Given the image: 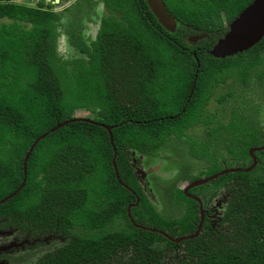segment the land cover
Masks as SVG:
<instances>
[{
	"label": "trees",
	"instance_id": "obj_1",
	"mask_svg": "<svg viewBox=\"0 0 264 264\" xmlns=\"http://www.w3.org/2000/svg\"><path fill=\"white\" fill-rule=\"evenodd\" d=\"M101 1L106 12L96 37L87 39L77 14L47 9L45 0H0V199L18 188L24 155L48 132L27 158L24 184L0 202V211L42 233L56 226L90 232L70 244L72 259L58 248L55 264H77L78 258L83 264H264V150L255 152L249 171L190 189L199 194L211 188L203 193L204 206L224 190L225 208L216 230L206 223L178 242L169 237L194 233L195 200L170 185L169 198L183 205V213L161 215L130 161V150L149 157L184 142L190 153L210 159L208 174L222 169L221 149L240 167L251 164L248 150L264 144V131L233 92L238 83L248 87L254 71L264 74L258 70L264 36L225 58L208 50L252 0H163L177 22L173 32L145 0ZM69 23H78L77 31ZM62 26L76 49L71 56L58 48ZM201 33L206 36L188 40ZM220 82L228 88L216 99L230 114L215 120L205 104ZM78 109L92 115L50 131ZM99 123L112 126V143ZM195 125L206 128L202 140L187 133Z\"/></svg>",
	"mask_w": 264,
	"mask_h": 264
},
{
	"label": "flooded vegetation",
	"instance_id": "obj_2",
	"mask_svg": "<svg viewBox=\"0 0 264 264\" xmlns=\"http://www.w3.org/2000/svg\"><path fill=\"white\" fill-rule=\"evenodd\" d=\"M45 1L46 3H48V5L47 4L45 5L47 9H52L54 11H62L64 14L69 13L71 17L74 16L75 14H77L78 16H81V19L79 21L80 24L83 26L81 35L87 39H92L96 37L98 29H99V23H100L101 16L106 12V9L105 10L103 9L104 4L101 0H58L57 3L54 0H45ZM87 2H90V3L93 2L92 6L88 3L89 7H87L86 5ZM55 4L61 5L63 7V10L53 9L51 6L52 5L55 6ZM82 5H85V7L82 8L83 13L79 11L78 9ZM73 9H75L77 13L72 14ZM89 24H90V27H87ZM69 41L71 43L70 38H69ZM59 44L60 43L58 42V46ZM65 46L72 47L73 52L76 51L72 43L70 45H67V43H65ZM227 88H228L227 83L220 82V83L215 84L213 91L214 93H216L218 91H221ZM212 100L213 99L211 98L207 102V104H205V106H206V110H208V112L213 114L214 119L217 120L219 118L221 119L223 117H228L230 114L229 113L230 109L228 107V104L227 103L222 104L218 102L217 99L216 101L211 102ZM210 106L212 107L209 109ZM197 127L202 129V132L204 130V134H205V130H206L205 126L195 125L192 127V130ZM130 152L132 154V156L130 157V161H131V165L134 168L133 171L136 174L138 180H141L143 178H141L140 175L136 173V169L138 168V166L136 165V161L138 160V157L140 154L132 150H130ZM199 153L200 152H198L197 155H194L190 153L189 150L187 152V154L190 157H192L193 162L196 164V166L201 165L200 164L201 162L206 163L205 161H209V163H211L210 159L207 158V156L203 154L200 155ZM250 165L246 167H249ZM208 166L206 167V170L202 174L196 175L197 177L193 178L192 180H189V182L184 187L189 185V183H191L194 179L207 178L209 175H212V174H208L207 172ZM235 167H240V166H235ZM222 168H224V166H222ZM211 180H208L205 183H202L200 185L205 186ZM192 188H189L187 190V194L188 196H190V198L195 200L196 206L198 207V215H199L198 220L195 222L194 232L197 230L198 225L200 223L201 214H202V223H201L200 229L206 223H209L211 228H213V224L215 223L217 225L221 217L218 218V220L214 221V218L217 217V214H218L217 210H214L213 212L210 206L208 207L207 205H205L204 207L202 200H201L202 198L199 197V195L203 193H206L205 195H208V192L210 191L211 188L207 187L203 192L199 194H197L196 192L195 193L191 192L190 189ZM220 191L224 192V190H216V194L214 195L213 198H215V196L218 193H220ZM205 195H203V197H205ZM225 197H226V194H224V205L226 203ZM4 198L0 199V202H3ZM218 203H221V202L219 201ZM218 206L219 205L217 204L214 207L218 208ZM128 207L130 209V206ZM210 212H212L213 214H211ZM96 231L97 230H95L94 232ZM85 232L90 233L84 227H72L70 231H68L64 227L56 226L54 228H49L48 231H46L45 233H42L40 230V227H37V226L28 227L22 224H16L13 220H11L10 216L3 214V212L0 211V264H55L51 260L53 258L52 256L55 255V252L58 250V248H63L64 251L69 254L70 259H72L73 248L70 247V244H72L73 242H77V244H79L80 239L84 237ZM67 247L70 248V252L68 251ZM75 262L77 264H83V261L80 258L76 259Z\"/></svg>",
	"mask_w": 264,
	"mask_h": 264
},
{
	"label": "rangeland",
	"instance_id": "obj_3",
	"mask_svg": "<svg viewBox=\"0 0 264 264\" xmlns=\"http://www.w3.org/2000/svg\"><path fill=\"white\" fill-rule=\"evenodd\" d=\"M19 2H27V3H35L37 1L41 0H14ZM53 9L56 10H63V7L61 5L51 6ZM82 7H85L83 5ZM103 9L105 10V7L103 6ZM77 13L75 9L72 10V14ZM69 26H72L77 31V24L75 23H69ZM86 27V26H85ZM90 27V24L87 26ZM60 31V37H59V51L66 56L73 55V48L72 47H66L65 43L67 45H70L69 38L67 36V32L65 31V26H62ZM264 69V66L258 67V70ZM226 89L218 91L215 93V96L213 98V101H216V98L225 92ZM233 95L241 102V105L243 106V111L246 114H251L252 117H256L258 123L260 124V127H262L264 131V74L260 77L256 74V71L252 74V82L246 86L238 85L235 88V92H233ZM256 105V106H255ZM212 106L209 107V109ZM75 116H81V117H89L92 115V111L89 109L84 110H76L74 112ZM187 133L195 137L197 139H203L204 138V130L202 132V129L199 127L192 128L187 130ZM177 147H172L171 145H168L164 148H162L156 155L144 157L142 154L139 155L138 160L136 161V165L143 170H148L151 167L158 166V173H148L145 178L139 180V183L144 190L145 193H147L148 196H155L158 201L156 204V209L161 213V215L169 218H175L180 216L183 213V205L177 203L176 201H172L169 198L168 191L169 186L174 185L179 188H183L188 182V176H195L202 174L206 167L210 164L209 161L201 162V165L196 166V164L193 162L192 157H190L188 152V146L184 142H176ZM259 146H264L259 145ZM259 146H252V147H259ZM200 148V146H198ZM250 147V148H252ZM264 150V149H261ZM260 151V150H256ZM253 152L254 156L255 152ZM222 157L218 159L219 164L224 167H234V166H241L242 163H238L235 159L231 158L230 155L224 150L221 149ZM214 153L216 154L217 152ZM250 156V155H249ZM251 164H252V157L250 156ZM192 160V161H191ZM248 164V160L245 162ZM256 163H257V157H256ZM205 164V165H204ZM256 165V164H255ZM223 169V168H222ZM220 169V170H222ZM188 170V174L184 173ZM219 170V171H220ZM218 171V172H219ZM182 175H185L182 177ZM224 192L218 193L215 198L210 199L211 201L207 202V206L211 207L212 211L217 210L218 214L217 217L214 218V221L218 220L223 214V210L225 208L224 205ZM168 195V196H167ZM200 198H202V203L205 199L203 197V194L199 195ZM186 202H189L188 200H185ZM221 203H218V202ZM209 203V204H208ZM219 205L218 208H215V205ZM204 205V204H203ZM205 207V206H204ZM213 214L212 212H210ZM213 230L217 229V225L213 224ZM181 257V255H180Z\"/></svg>",
	"mask_w": 264,
	"mask_h": 264
},
{
	"label": "water",
	"instance_id": "obj_4",
	"mask_svg": "<svg viewBox=\"0 0 264 264\" xmlns=\"http://www.w3.org/2000/svg\"><path fill=\"white\" fill-rule=\"evenodd\" d=\"M56 3L58 0H54ZM147 3L148 8L151 10V12L155 15L158 22L168 31L173 32L176 29V20L174 17L168 12L166 5L164 4L163 0H145ZM53 2V1H52ZM206 36L205 33H201L198 35L190 36L188 37V40L190 42H195L198 39ZM264 36V0H252L249 4H247L239 13L237 16L233 18V20L228 24V30L219 37L215 43L212 45V47L208 50L209 54L213 57L217 58H225L227 56L234 55L238 52H241L243 50H246L250 48L252 45H254L256 42H258L262 37ZM198 65V63H197ZM197 72V70H196ZM195 72V74H196ZM194 84V81H193ZM82 119V117L74 116L71 119L63 120L57 125H55L53 128L50 129V131H53L69 121L72 120H78ZM89 120V119H87ZM101 126L105 127L106 130L109 133L110 142L112 143L113 137L111 133L112 126H107L105 124L99 123ZM48 132H45L41 134L40 136L36 137L32 144L29 146L28 151L24 155L23 158V180L18 186V188L8 194L3 200L10 198L16 192L22 187V185L25 182V174H26V161L30 153L32 152L35 144L37 141L44 137ZM264 149V146L259 147H252L249 148L248 153L252 157V164L249 167H224L222 170H220L217 173H214L212 175H209L207 178H197L194 179L189 185L183 188V191L185 194H187V190L189 188L198 186L202 183H205L208 180L214 179L220 175L229 173V172H236V171H249L253 166L256 164V157L254 156L253 152L256 150ZM114 156H115V148H114ZM112 164L115 166L114 157L112 159ZM158 173V166H154L149 168L148 170H143L141 168H137L136 173L140 175V177L145 178V176L148 173ZM117 179L119 180V177L117 175ZM120 181V180H119ZM188 195V194H187ZM2 200V201H3ZM150 201L154 206H156L155 203H157L158 199L151 194ZM155 202V203H154ZM129 211V207H128ZM129 213V212H128ZM130 215V214H129ZM202 223V214L200 217V223L198 225L197 230L193 234L183 235L178 238H171L174 241L178 242L185 238H192L196 236L199 232L200 226ZM144 227V226H142ZM155 230V229H153ZM160 233L166 235L164 231L159 230Z\"/></svg>",
	"mask_w": 264,
	"mask_h": 264
},
{
	"label": "clouds",
	"instance_id": "obj_5",
	"mask_svg": "<svg viewBox=\"0 0 264 264\" xmlns=\"http://www.w3.org/2000/svg\"><path fill=\"white\" fill-rule=\"evenodd\" d=\"M75 116V115H74ZM79 117H81V116H79ZM105 128V127H104ZM106 129V128H105ZM108 132V131H107ZM108 135H109V133H108ZM113 137V136H112ZM109 140H110V138H109ZM116 155V154H115ZM114 166V165H113ZM115 167V166H114ZM235 167V166H234ZM138 168H140V167H138ZM142 169V168H141ZM137 170V169H136ZM142 178V177H141Z\"/></svg>",
	"mask_w": 264,
	"mask_h": 264
}]
</instances>
